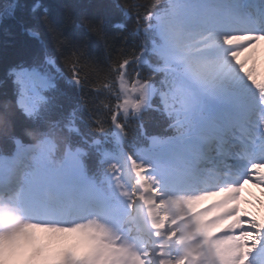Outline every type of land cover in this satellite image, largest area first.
Wrapping results in <instances>:
<instances>
[{
    "label": "snow or ice",
    "instance_id": "1",
    "mask_svg": "<svg viewBox=\"0 0 264 264\" xmlns=\"http://www.w3.org/2000/svg\"><path fill=\"white\" fill-rule=\"evenodd\" d=\"M242 3L89 0L77 11L70 3L57 8L52 0L31 4L13 0L0 10V34L14 36L18 30L40 42L30 61L20 60L8 68L15 99L0 104V116L12 124L3 137L14 145L11 156L0 155V264H103L105 259L123 264L121 255L106 257L100 255L102 249H115L138 264H264V195L256 201L245 194L248 186L264 193V162L249 165L257 183L245 175L222 189L238 195L225 206L231 211L223 220L208 223L216 215L210 213L198 218L192 231L175 229L174 221L175 230L169 229L168 218L159 213L145 215L139 225L129 219L126 230L118 227L111 222L118 212L116 204L85 165L86 158L104 148L123 149L124 143H114L102 128L105 120L115 127L111 123L115 116L125 128L138 122L155 150L157 182L162 181L164 157L183 137L149 134L142 117L146 111H159L170 130L180 128L183 120L170 102L177 86L230 106L241 81L256 78L249 62L258 42L264 41V0L254 20ZM249 24L255 27H245ZM117 80L119 88L108 93L110 100L104 102L108 115L102 119L98 107L89 105L87 94ZM69 88L76 98L65 115L59 101L72 100ZM57 110L61 119L52 120ZM17 112L30 122L19 134L14 131ZM49 125L69 134L67 152L59 163L53 159L56 144ZM28 128L40 133L37 142L25 143ZM229 131L238 134L235 128ZM246 204H259L262 210ZM178 233L182 245L197 235L200 240L184 246L173 259L168 240L177 239ZM61 241L71 243L50 251Z\"/></svg>",
    "mask_w": 264,
    "mask_h": 264
},
{
    "label": "trees",
    "instance_id": "2",
    "mask_svg": "<svg viewBox=\"0 0 264 264\" xmlns=\"http://www.w3.org/2000/svg\"><path fill=\"white\" fill-rule=\"evenodd\" d=\"M12 2L13 0H0V10L8 8ZM22 2L31 4L33 0H22ZM52 2L56 3L57 8H60L61 5L65 3H70L76 5V10L80 11V6L87 5L89 0H52ZM151 2L163 4L164 0H151ZM88 11H92V9L89 8ZM44 40L47 41L46 35L44 36ZM48 46L51 48L50 42ZM39 50V41L31 39L25 35H21L18 30H16V35L14 36H5L0 34V81H6L2 86H0V104L5 102H14L15 99L13 85L11 80L6 76L8 68L20 60L30 61L31 57L39 52ZM118 88V80L116 83L108 81L100 88L99 92H89L87 94L89 105H95L98 107L99 111L102 113V119L108 115L106 111V104L104 103L105 101L110 100L108 93H115ZM67 92L68 96H70L72 100L69 101L66 97H61L59 101L64 105L62 111L65 115L67 114L69 107H71L72 102H74L76 98V93L72 89H67ZM85 92H87V89ZM114 118L115 116L112 117V125H114ZM51 119H61V111H54L51 115ZM142 121L143 127L147 129L149 134H158L164 137H172L173 135L184 131L182 127L172 128L170 130L169 121L166 120L159 111H146L142 117ZM118 123L121 127L119 141H117L118 138L115 137V127H111L106 120L102 125V128L108 131L114 143L119 144L123 142L124 147L129 151H132L135 147L148 144V140L142 135V130L137 127V121L130 122L127 128L123 127L120 122ZM26 125H30V122L26 121L25 118L17 112L14 117V131L19 134L21 129H23ZM11 129V122L6 117L0 116V152L12 153L14 149L12 142L3 137L9 131H11ZM25 131L27 133L26 137H24L25 143L37 142L40 139V133L35 129L28 128ZM49 134L56 143V157L60 159L68 148L69 134L58 129H53L50 125ZM72 141L75 144L76 138L73 137ZM84 147L88 152H92V149L88 148L87 145ZM105 149L108 148L100 150L99 155L93 153L91 157L86 158L85 165L89 169L90 174L94 175L96 179L101 182V186L105 188L106 191L112 192L113 187H111L105 180L106 175L110 172V167L104 158Z\"/></svg>",
    "mask_w": 264,
    "mask_h": 264
},
{
    "label": "rangeland",
    "instance_id": "3",
    "mask_svg": "<svg viewBox=\"0 0 264 264\" xmlns=\"http://www.w3.org/2000/svg\"><path fill=\"white\" fill-rule=\"evenodd\" d=\"M263 55H264V52H261L259 54H255V57L258 56L257 58H260L259 63L254 62V60H251L249 62L250 66H251L250 68H252V70L254 67H257L259 65L264 67V63L261 62V61H263L262 60ZM244 62H245V64H247L248 59L245 58ZM253 75L255 76V73H253ZM252 79H249V81H251ZM118 83H119V81H118ZM253 84H254V81H253ZM254 91L255 90L253 88L252 92H254ZM209 98H211V97H209ZM180 100H182L181 103H179ZM170 102L177 106L175 111L180 114V116L183 120V125L185 127H191V125L196 124L195 128H197V123H198L200 117L202 115H204L206 108L211 107V101H207L204 98L194 96L189 91V89L185 86H177L176 87V90L171 95ZM114 125H115V133H116L121 128L118 121L116 120V118H114ZM107 160L109 161L110 164L114 165L117 169V172L114 171V173L112 175L108 176L109 177L108 179L111 180L113 183H115L116 181L118 182L119 185L117 183L116 184L118 185L119 192H121L125 196V201L130 205V210H131L130 214L127 215L125 218L122 217L120 219L121 221L119 220V224H121V226H123L126 221H128L129 219H133V216H135L136 213H138L139 217H141L140 213L137 211V208H136V204L138 202V199L140 198L138 196L140 192L136 191L135 187H132L133 183L129 179L126 178V174L129 170L130 164L133 166V168L140 166V169H141L144 167L142 165L143 163L141 164L140 161H136V162H134V160L131 161L130 158H128L126 156V154L121 153V152L119 155L108 153L107 154ZM145 175H147V174L144 172V176ZM151 180L153 181V179H151ZM134 185H135V183H134ZM235 196H236V194L231 195V198H229L228 200H225V203L226 202L230 203V201L232 199H234ZM164 200L165 199H163L162 202ZM167 201L168 200L164 201L163 204H162V202H160V203H161V205H164L166 208H169V203ZM179 203L186 205L189 202L187 200H184V199L181 200L179 197H175L173 199V204L176 205V207H180ZM169 209H171V208H169ZM171 214H172L171 217H169V215L166 214V217L167 216L169 217L168 218L169 223L172 224V222L174 221L176 224V227L178 229H180L182 227L185 228V223H181V224L179 223L180 215L173 214V212ZM61 244L65 245L67 243H66V241H61L59 243H55L54 245L51 246L50 251H53V252L56 251L58 248L62 247ZM184 245L185 246L190 245V243L186 242V244H183V245L181 244V246H183V247H184ZM175 247H177V246H175ZM176 250L179 251L178 249H176ZM114 251H117V250H115V249H102L100 254H102V252L103 253L111 252V254H114L115 253ZM180 251H182V249ZM123 255H122L123 264H138L137 261L132 260L127 255H124V256Z\"/></svg>",
    "mask_w": 264,
    "mask_h": 264
},
{
    "label": "bare ground",
    "instance_id": "4",
    "mask_svg": "<svg viewBox=\"0 0 264 264\" xmlns=\"http://www.w3.org/2000/svg\"><path fill=\"white\" fill-rule=\"evenodd\" d=\"M245 27H247V28H253V27H255V26H253V25H246ZM261 52H264V41H260V42H258V47H257V50H256V53L255 54H259V53H261ZM258 57V56H257ZM257 57H253V59L252 60H254V62H260V58H257ZM246 59H248V58H246ZM262 60L263 61H261L262 63H264V55H263V57H262ZM261 66V65H260ZM260 68V67H259ZM252 70V68H250L249 69V71H251ZM243 81V80H242ZM241 81V83L243 84V82ZM253 81H254V78L251 80V83L249 84V87L251 86V89H252V83H253ZM240 88H241V84H240ZM241 92H243V90H241ZM234 102H237V98H235L234 97V99H233V102L232 103H234ZM225 165H227V164H225ZM224 167V166H223ZM224 169V168H223ZM148 172H149V170H148ZM131 177V176H130ZM132 178V177H131ZM136 178V177H135ZM248 178H250V179H252V175H248ZM255 181H257L256 179H252V182H255ZM146 183V182H145ZM145 183H144V181L142 180V178L140 179V181H138L137 182V184H138V188H139V190L140 191H142L141 189L142 188H144L146 185H145ZM137 188V189H138ZM214 191H212V193H211V195H209V198H216V197H219V196H221V197H223V198H225V197H227V199H229V198H231V196L229 195V193H228V195L226 194V193H224L223 191H222V189H217V188H214L213 189ZM247 193H254L256 196H258L257 197V201L258 200H260L261 199V195H263L264 193H261L260 192V189H258V188H253V187H251V186H248V188H247ZM150 197H151V199H153L154 197L152 196V195H150ZM167 199H165L164 201H166V200H168L167 202L169 203V208H171V209H169V208H166L164 205H163V208H161V213L162 214H164V215H166V214H168L169 215V217H171V213L173 212V214H178V215H183V214H185V213H187V212H191L192 210H194L195 209V207L197 206V204L199 203V199H197L198 197H195V198H193V199H190V197H188V198H185L189 203H187L186 205H183V204H181V203H179L180 204V207H176V205H174L173 204V199L175 198V194L173 193V194H169L168 195V197H166ZM236 198H238V197H236ZM161 199V198H160ZM171 200V201H170ZM163 201V202H164ZM148 202H150V201H148ZM163 202H162V204H163ZM172 202V203H171ZM257 205V204H256ZM226 206V205H225ZM223 207L222 209H224V212H221V211H219V209H218V207H216V205L215 206H211L210 208H208V209H205V210H198L195 214H192V215H190L189 217H186V218H184L183 219V222H187L189 219H191V218H194L195 219V221L198 219V218H202L203 217V215H205V214H207V213H216V215H214V216H212V218L208 221V222H210V223H214L215 222V219H217L218 217H221L222 215H226L227 214V212H229L230 211V209H227L226 207ZM137 207H138V211H139V213H140V215H141V219H142V221H143V218H144V216L145 215H147V216H151L152 214L150 213V211L145 207V201H144V199H143V197H140L139 199H138V202H137ZM254 209H255V211H257V212H260L262 209L261 208H259V207H257V206H255V207H253ZM171 210V211H170ZM168 217V218H169ZM132 220H134V219H132ZM135 221V220H134ZM126 226H127V224H126ZM175 226H176V224H175ZM38 235H41V236H43L44 234H42V233H38ZM66 243L67 244H70L71 243V241H66ZM55 243H53L52 245H54ZM62 246H64V244H61ZM176 252V251H175ZM175 252H173V253H175ZM177 253V252H176Z\"/></svg>",
    "mask_w": 264,
    "mask_h": 264
}]
</instances>
